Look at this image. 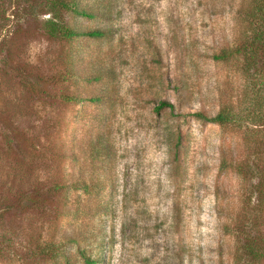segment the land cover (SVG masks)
Masks as SVG:
<instances>
[{
	"label": "rangeland",
	"instance_id": "rangeland-1",
	"mask_svg": "<svg viewBox=\"0 0 264 264\" xmlns=\"http://www.w3.org/2000/svg\"><path fill=\"white\" fill-rule=\"evenodd\" d=\"M50 1L0 0V264H264V0H104L70 40Z\"/></svg>",
	"mask_w": 264,
	"mask_h": 264
},
{
	"label": "trees",
	"instance_id": "trees-1",
	"mask_svg": "<svg viewBox=\"0 0 264 264\" xmlns=\"http://www.w3.org/2000/svg\"><path fill=\"white\" fill-rule=\"evenodd\" d=\"M50 5V17L51 19L45 22V33L51 38H60L65 40H70L72 38H87V39H101L107 36H110L114 30L111 26H95V27H79L73 26L68 27L61 23H57L55 19L58 17V13L61 11L71 12L73 16L80 17L87 20L93 19H109L113 13L111 12L112 7L110 2L104 4V0H51ZM59 21V17L57 18ZM257 41V45L264 47V17H262L260 29L255 32V37L252 38V41ZM242 53L248 57H251L252 51L247 46H243L235 51L221 50L219 54H214L212 59L214 61H224L229 58L231 54ZM95 80L100 77H104L108 73L103 68H98L95 70ZM103 98L92 97L89 98V101L92 103L99 102ZM169 106L165 102H160L157 109ZM201 117L206 119L208 122L217 123V124H229L235 121L234 118L229 116V112L224 109H221L217 114L211 118L200 114ZM264 186L263 181H260L258 184V190L260 187ZM85 264H95V260L90 258H84Z\"/></svg>",
	"mask_w": 264,
	"mask_h": 264
}]
</instances>
